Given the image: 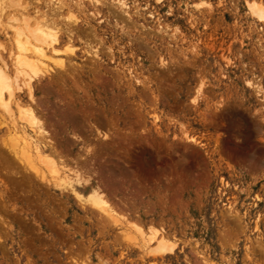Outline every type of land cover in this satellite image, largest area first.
<instances>
[{"label":"rangeland","instance_id":"374dc122","mask_svg":"<svg viewBox=\"0 0 264 264\" xmlns=\"http://www.w3.org/2000/svg\"><path fill=\"white\" fill-rule=\"evenodd\" d=\"M248 3L264 7L0 0L10 67L26 55L15 26L43 13L62 25L36 103L19 100L43 124V159L96 187L118 220L28 163L36 148L13 140L0 108V264H264V19Z\"/></svg>","mask_w":264,"mask_h":264},{"label":"bare ground","instance_id":"6f19581e","mask_svg":"<svg viewBox=\"0 0 264 264\" xmlns=\"http://www.w3.org/2000/svg\"><path fill=\"white\" fill-rule=\"evenodd\" d=\"M89 1L92 4H94L95 7H98V6L103 4V0H89ZM59 4H60V9L65 7L63 3H59ZM74 4H76V3L74 2ZM56 6H54V7H56ZM77 8H78V6H77ZM57 9H56V11H57ZM60 9H58V10H60ZM248 9H249L251 15H253V17H257L258 19H264V7H262L261 5H258L256 3H248ZM48 17L50 18L51 16L49 15ZM53 18L54 17L52 16V19ZM26 19L27 18H25V20ZM69 19H71V18H69ZM15 20H17L16 17H15ZM34 20L35 21L31 22V20L28 21V19H27L26 21H28V22H25L24 25H22L18 28L16 26L14 27V25H13V27L16 29L14 32V38H15L16 44L18 45L17 47H19V51H21L22 53L24 52L26 55L25 56H22L23 54L19 55L15 59L14 63L12 62L13 68L8 66V64L0 58V61H1V63H0V108L5 110V113L8 114L7 116H9L10 121L12 120L11 122H13L15 124V127H13V132L11 131V134L13 135V138H14L13 140L20 142V143L22 142V144H21L22 146H23V140H24L25 147L27 149H29L31 147V145L36 148L34 151H31V149H30L29 150L30 154L25 153L26 155L24 154V152L22 150L24 147L21 149L23 152V154L21 153V155H23L24 158L25 157L27 158V160L29 161L28 163H30V161L31 162L34 161L33 160L34 158H36L38 161H41L42 163L43 162L46 163L47 165L43 164L45 166V168H46V166H48L46 171H51L55 175L54 178L58 182L64 181L69 186H71V188L75 191V194L77 195L78 199H80V201L88 202V203L90 202V203L94 204L96 207L99 208V210L102 213L107 215L110 219L112 218V220L117 223L118 220H116L117 218H115V216H114L115 211L108 205L107 202L104 201L102 195L100 194L99 190L96 187H93L91 185H84L83 184L84 182L80 176H79V178L75 179V177L72 174L73 172L71 170H65V167H63L64 168L63 170L61 169L62 171L59 170L58 167L55 165V162H53L52 158L48 157L49 159L52 160V162L50 161L48 163H47L48 160L45 161L43 159V156H44L43 155L44 154V150H43L44 135L42 134L43 130L40 126L43 124L39 123V120L36 117V115L34 114V111L32 109L26 107L27 105H23L19 99H20L21 95H24L28 100H30V102L36 103V98L34 99L33 83L36 79H38L40 77L41 74H44L48 71V69L50 68V64L53 63V60L55 59L54 57H57L60 53L63 52V51H61V49L64 47V45H62V43H61V36L60 35L62 32H61V28L59 27L61 25V24H59L60 22L59 23L57 22L59 24V26H58L57 24H55L56 22L54 23L52 20L47 19V14H45V13H43L37 19L34 18ZM17 21H19V20H17ZM7 22H9V21H7ZM0 23H2V22H0ZM13 23H17V22L14 21ZM65 23H64V25H65ZM8 24L6 23V25H8ZM0 25L3 26V24H0ZM66 27H68V26L66 25ZM62 31H64V30H62ZM67 31H69V30H67ZM69 34L72 35V33H69ZM68 51H70V50H68ZM66 52L67 51L65 50V53ZM59 61L60 60H58L57 62L59 65H61L62 62H59ZM41 77H42V75H41ZM253 87H254V85H253ZM1 124H3V123L1 122ZM5 126H7V125H5ZM11 126H13V124H11ZM25 138H26V140H25ZM12 143L16 144L14 141H12ZM20 143H19V146H20ZM35 168H36V166H35ZM37 173L41 174V172H39V171ZM47 173H49V172H47ZM44 175H45V173H44ZM95 206H93V207H95ZM128 225H129V223H128ZM129 228L131 229V227H129ZM130 229L128 231H130ZM137 231H138L141 239L144 241L143 243H145V242L148 244L155 243V245H157L158 247L161 248V249L159 248V250H161V251L167 250V248L165 247V242H166L165 237L158 236L153 231L142 230L141 227H139V229ZM158 247H157V249H158Z\"/></svg>","mask_w":264,"mask_h":264}]
</instances>
